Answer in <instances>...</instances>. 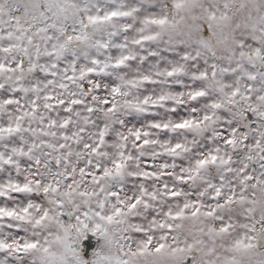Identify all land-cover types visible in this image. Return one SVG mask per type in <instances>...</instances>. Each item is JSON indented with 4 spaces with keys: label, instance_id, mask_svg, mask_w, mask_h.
<instances>
[{
    "label": "snow or ice",
    "instance_id": "snow-or-ice-1",
    "mask_svg": "<svg viewBox=\"0 0 264 264\" xmlns=\"http://www.w3.org/2000/svg\"><path fill=\"white\" fill-rule=\"evenodd\" d=\"M189 260L264 264V0H0V264Z\"/></svg>",
    "mask_w": 264,
    "mask_h": 264
},
{
    "label": "rangeland",
    "instance_id": "rangeland-1",
    "mask_svg": "<svg viewBox=\"0 0 264 264\" xmlns=\"http://www.w3.org/2000/svg\"><path fill=\"white\" fill-rule=\"evenodd\" d=\"M34 198H35V197H34ZM64 219H65V222H68V218H67V217H64ZM90 239H92V240H94V241L97 242V244H96V248H95L94 250H92V252L95 251V250L99 247V245H101V244L103 243L102 240H100V239H98V238L92 236L91 234H88L87 238L82 242V245H81V247H83L85 250H86V242H87L88 240H90ZM82 258H83L84 260H86V261H90V260L92 259V254H91L90 258H87V257H85L84 252H83ZM190 261H191V260H190ZM187 264H191V262L188 261Z\"/></svg>",
    "mask_w": 264,
    "mask_h": 264
},
{
    "label": "water",
    "instance_id": "water-1",
    "mask_svg": "<svg viewBox=\"0 0 264 264\" xmlns=\"http://www.w3.org/2000/svg\"><path fill=\"white\" fill-rule=\"evenodd\" d=\"M248 119L249 120L252 119L251 114H248ZM96 244H97V242L92 240V239H90L86 242V250L84 251L85 257L90 258L91 254H92V250H94L96 248ZM189 262H191V261L189 260Z\"/></svg>",
    "mask_w": 264,
    "mask_h": 264
}]
</instances>
